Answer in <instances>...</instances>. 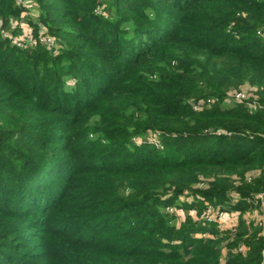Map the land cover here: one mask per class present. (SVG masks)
Masks as SVG:
<instances>
[{
	"label": "trees",
	"instance_id": "trees-1",
	"mask_svg": "<svg viewBox=\"0 0 264 264\" xmlns=\"http://www.w3.org/2000/svg\"><path fill=\"white\" fill-rule=\"evenodd\" d=\"M22 12L32 38L0 32V264H264L242 214L264 209V0H0ZM36 227L42 254H16Z\"/></svg>",
	"mask_w": 264,
	"mask_h": 264
},
{
	"label": "rangeland",
	"instance_id": "rangeland-1",
	"mask_svg": "<svg viewBox=\"0 0 264 264\" xmlns=\"http://www.w3.org/2000/svg\"><path fill=\"white\" fill-rule=\"evenodd\" d=\"M16 1L19 2L20 0H16ZM24 5L28 8L29 7L37 8L36 3L34 1L33 2L24 1ZM103 6L104 5L98 6L96 13H98V14L103 13L104 12ZM159 6L166 8L164 5H159ZM31 13H33V11ZM27 16L28 15L23 14V12L19 15H10V14L0 15V32H1L2 36L10 38L11 40H13L15 42V44H17L16 42H19L23 39L32 38V36H31L32 27H31L30 20H33L34 18L32 16H29V17H27ZM130 16L132 17V15H130ZM137 21L139 22V19H137ZM4 26H8L9 28L7 30H9L12 34H15V35L12 36L11 33L6 31V29L5 30L2 29ZM142 28L143 27H141V26H137L136 22L132 21V18L124 20L120 24V32H122L123 35L128 34V33L133 34V31L135 32V29H142ZM147 29H148V27H147ZM40 40L45 41L49 44L52 41L50 36L49 37L42 36ZM130 51H132V49H130ZM62 80H63L62 83L64 85L65 90H69V89L73 88V84H74L73 80H70L68 78H63ZM231 103L232 102H230V101L225 102L224 106L229 107V105ZM250 111L256 112V110L255 111L250 110ZM83 115L87 116L88 113H84ZM83 119H85V117H83ZM87 138L91 139L93 137H91V134L88 133ZM54 142L56 144L65 145L64 150L66 149L67 146H69V145H67V144H69L68 140L63 141V140L58 139V140H55ZM167 142H168V144H170L174 141L169 140ZM189 142H191V141L187 140V141H184L183 144H185V143L187 144ZM161 146H162V144L159 145V147H161ZM62 148H63V146H59V150ZM67 148H69V147H67ZM258 174H259L258 170H253V171H251V173H249V172L246 173V177H245L246 182L247 183H250V182L253 183L254 179L257 178ZM9 190H10L9 188H5L4 191L7 193ZM253 196H263V192L262 191L257 192L255 194H253ZM246 201L248 202L249 207L247 208V210L243 211V213H242V214H244L243 218L246 221L245 222L246 225L250 228H259L260 227L262 232L264 233V209L259 210V209L255 208V206L257 204L256 200L252 201L251 199H247ZM206 207L207 208L211 207L210 208L211 211L207 213L205 210H202L201 212H198V214L199 213L200 214L197 215L196 218L200 219L201 217H205V216L215 218L218 222V226L221 228L227 226L226 224L231 222V220H236V218H237L236 217V215L238 214L237 212H234V213L232 211H228L227 213L226 212H223V213L220 212L219 216H216L214 214V208L212 205L208 204ZM206 207H204V209H206ZM188 211L191 212L192 216L196 215V211H194V210L191 211L190 209L187 210L184 208L178 209L176 211V214L178 216H182ZM19 212L23 213L22 211H19ZM21 220L23 221V218H21ZM30 222H31V220L26 219V218L23 221V223H25V224H29ZM38 227H40V225ZM22 234H23V238L19 239L17 241V243H15V245H17V244L21 245V247H19V251H17L16 254H20L23 256L31 254V253L41 255L42 254L41 248H42V242H43V239H42L43 235L42 234H46V233L39 231V229H37V227H36V228H30L27 231L22 232ZM30 257H25V260L28 261Z\"/></svg>",
	"mask_w": 264,
	"mask_h": 264
},
{
	"label": "built area",
	"instance_id": "built-area-1",
	"mask_svg": "<svg viewBox=\"0 0 264 264\" xmlns=\"http://www.w3.org/2000/svg\"><path fill=\"white\" fill-rule=\"evenodd\" d=\"M31 42H34V40H30ZM25 42V39H23V40H21V41H19V42H16L17 43V45H23V43ZM237 97H243L244 95L243 94H241V93H239V94H237L236 95Z\"/></svg>",
	"mask_w": 264,
	"mask_h": 264
}]
</instances>
